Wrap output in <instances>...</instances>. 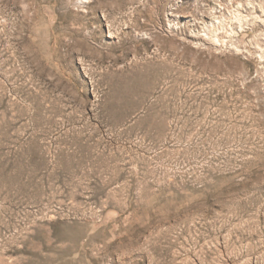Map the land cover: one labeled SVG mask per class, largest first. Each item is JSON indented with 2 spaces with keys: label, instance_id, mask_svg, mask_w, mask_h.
<instances>
[{
  "label": "rangeland",
  "instance_id": "rangeland-1",
  "mask_svg": "<svg viewBox=\"0 0 264 264\" xmlns=\"http://www.w3.org/2000/svg\"><path fill=\"white\" fill-rule=\"evenodd\" d=\"M0 264H264V0H0Z\"/></svg>",
  "mask_w": 264,
  "mask_h": 264
}]
</instances>
